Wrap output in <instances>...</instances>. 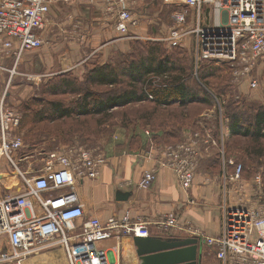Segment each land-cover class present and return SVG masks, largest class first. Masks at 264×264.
<instances>
[{"label":"built area","instance_id":"2783aa9c","mask_svg":"<svg viewBox=\"0 0 264 264\" xmlns=\"http://www.w3.org/2000/svg\"><path fill=\"white\" fill-rule=\"evenodd\" d=\"M57 1L60 0H0V49L6 57L15 58L9 81L19 73L17 65L23 51L43 45L42 31L49 22L51 6ZM67 1L90 4L97 0ZM143 1L178 7L172 15L175 27L170 30L169 42L179 46L187 34H197L196 59L226 60L237 79L251 76L258 60L264 58V0ZM101 2L123 36L138 25V17L127 0ZM189 20L195 27L185 29ZM250 83L253 88L259 84L252 77ZM21 123V111L6 103L4 93L0 97V161L7 158L15 167V157L24 146ZM103 156L83 146L51 151L44 171L33 178L23 175L26 189L15 194L4 193L0 179V264H22L25 258L54 247L65 250L69 264H120V254L116 256L112 249L101 248L99 241L113 236L121 239L152 234L147 222H134L128 214L106 221L86 217L75 186L85 178L99 176L106 162ZM198 156L193 143L169 146L163 154L185 189L194 182ZM237 170L240 174L242 166ZM157 177L156 170L146 171L139 187H150ZM178 220L171 213L160 223L165 229L180 228ZM205 241L216 246L217 256L224 264H264V204L226 205L221 234Z\"/></svg>","mask_w":264,"mask_h":264},{"label":"rangeland","instance_id":"374dc122","mask_svg":"<svg viewBox=\"0 0 264 264\" xmlns=\"http://www.w3.org/2000/svg\"><path fill=\"white\" fill-rule=\"evenodd\" d=\"M127 1L132 5L139 20L138 25L132 28L133 32L126 36L132 42V49L129 53L111 50L110 63L115 65L127 59L133 52L132 55H137L140 48L158 43L163 50L173 56L174 52L178 54L179 50H182L187 60H190L194 74V76L191 74L189 83L197 89L204 87L197 76L204 64L214 62L222 66L225 91L219 93L218 89L208 90L212 105L198 102L184 106L179 103L157 105L148 99L115 107L105 113L74 115L57 120L44 117L48 119L34 122V114L38 117L51 115L49 103L52 101L74 108L84 101L87 88L84 87L80 93H65L57 92L56 87L59 86L63 74L74 79L77 86H82L89 70L94 65L100 64L97 62L105 55L104 51H100L103 50L101 48L110 44L114 38V17L101 10V0L90 4L60 0L53 4L49 13L50 20L42 31L43 45L23 51L21 59L29 54L34 60L37 59V66L36 64L33 67L21 66L19 65L21 59L17 65L20 73L36 72V74L27 77L26 74L18 73L11 81L7 79V74V85L0 92V96L6 93V101L11 105L21 106L23 103H29L27 110L20 107L23 118L20 130L24 134V146L29 148L28 146L35 144L34 146L53 151L58 148L83 146L92 150L95 155L103 154L106 161L103 165H105L108 156L113 153L146 155L155 151L153 155L158 158L169 146L193 143L203 155L207 150L213 152L212 162L216 161L218 165L208 169L207 172L219 177L225 205L251 207L264 204V138L256 141L244 135L230 136L229 120L225 113L228 104L237 105L245 109V116L249 119V115L253 114V111L248 110L250 107H264V58L258 60L251 76L237 79L231 63L226 60L196 59L197 34H187L179 46H173L169 42L170 30L175 27L172 15L178 7L168 3L152 5L143 0ZM83 18L92 23L95 31L100 29L105 31L100 35L96 34L99 32H91L86 34L88 35L86 37L81 28H78ZM190 23L189 20L185 29L195 27ZM107 29L110 31H106ZM87 54L91 58L89 61H94H88V64L81 63L79 58ZM46 58L53 59L54 63L51 65L46 63ZM251 77L258 79L259 84L256 88L251 87ZM126 87V85H94L90 87V93L94 94L92 98L96 99L104 93L120 91ZM217 131L218 135H215ZM202 158H196L198 165L196 162L195 175L200 171ZM240 165L242 170L238 174L237 168ZM1 188L4 193L15 194L14 187L7 192L5 188ZM184 229L180 226L178 232L173 228L165 232L169 235L176 233V236L181 237ZM203 242L205 246V240ZM38 254L25 258L22 264L28 259L41 257L43 253Z\"/></svg>","mask_w":264,"mask_h":264},{"label":"crops","instance_id":"0c3cea01","mask_svg":"<svg viewBox=\"0 0 264 264\" xmlns=\"http://www.w3.org/2000/svg\"><path fill=\"white\" fill-rule=\"evenodd\" d=\"M157 4L159 3H153L152 5ZM101 6V10L104 11V3H101ZM82 21L78 28H81L85 35L91 32H99L96 34L100 35L102 31H105L102 29L95 31V27L88 19L83 18ZM106 31L110 30L107 29ZM113 32V41L101 48L103 50L100 51H104L105 55L97 63L109 62V57L112 56L111 50L119 53H129L131 51V40L120 34L116 28ZM23 58L21 62L19 61V65L33 67L36 64L37 66V59L34 60L29 54H26ZM90 59L88 54L79 58L81 63L86 64L94 61H89ZM14 62L15 58L13 56L6 57L0 49V92L7 85L6 76L8 74L7 79L9 80V69L14 66ZM45 62L51 65L54 60L46 58ZM20 74L30 76L36 74V72ZM6 103L9 104L8 101ZM214 134L217 135L216 132ZM28 147L23 146L22 150L17 153L18 157H15L16 167L7 158L0 161L1 187L5 188V192L11 190L12 187L15 189L14 193L24 191L26 187L23 183V175L26 178L40 175L45 169L49 153L53 151L34 145ZM155 153V151H151L146 155L133 153L110 154L107 164L101 167L99 176L79 181L75 186V191L84 206L86 217H99L101 220L106 221L112 216L122 218L128 214L134 222H147L152 232L151 235L167 237L176 236V233L169 235L165 231L170 228L165 229L160 222L168 214L174 213L179 219V224L185 228L182 230L183 236L181 237L195 235L203 240H206L207 237H218L222 231L226 203L221 194L222 187L219 177L207 172L208 169L218 165L216 161L212 162L213 152L207 150L204 155L201 151L199 152L198 157H205L201 159L200 171L196 172L194 182L189 189L182 187L176 173L167 165V159L163 157V154L155 158ZM153 169L157 171V180L150 187H139V182L145 172ZM68 190L63 191L67 192ZM178 229L173 227V230L177 232ZM98 246L112 249L116 256L120 254L117 258V262L120 264H140L130 236L121 239L113 236L99 241ZM41 253L45 256L35 257L33 261L28 259L25 264H33V262L34 264H40L45 261L47 264H69L66 252L62 247H54ZM203 264H224L217 256L216 246H211L207 242L203 247Z\"/></svg>","mask_w":264,"mask_h":264},{"label":"trees","instance_id":"16d2710c","mask_svg":"<svg viewBox=\"0 0 264 264\" xmlns=\"http://www.w3.org/2000/svg\"><path fill=\"white\" fill-rule=\"evenodd\" d=\"M132 54L129 56L130 58L127 57L115 65L110 63L111 61L94 65L87 73L82 86H77L74 79L63 74L56 91L80 93L85 87L88 92L84 94V101L80 102L76 108L52 101L49 103L52 110L51 115L38 117L37 114H34V122L48 118L57 120L74 115L105 113L115 107L148 99L157 105L179 103L184 106L194 102L212 105L210 100L212 98L208 90L218 89L219 93H223L226 89L222 78V66L216 65L214 62L204 64L197 73L204 87L198 89L192 87L189 83L191 74L194 76L192 65L182 50H179L178 54L174 52L173 56L163 50L160 44L154 43L140 48L137 55ZM212 79L214 80L212 81ZM94 85H126L127 87L120 91L104 93L99 97L96 96L95 99L92 98L94 94L90 93V87ZM16 107L19 110L20 107L27 110L29 103H23L21 106L19 104ZM248 110L253 111V114L249 115V119L245 116V109L228 104L225 113L229 120V135H244L259 141L264 138V107H250ZM216 134L218 135V131Z\"/></svg>","mask_w":264,"mask_h":264},{"label":"water","instance_id":"95a60500","mask_svg":"<svg viewBox=\"0 0 264 264\" xmlns=\"http://www.w3.org/2000/svg\"><path fill=\"white\" fill-rule=\"evenodd\" d=\"M133 243L140 264H203L204 242L198 236H140Z\"/></svg>","mask_w":264,"mask_h":264},{"label":"bare ground","instance_id":"6f19581e","mask_svg":"<svg viewBox=\"0 0 264 264\" xmlns=\"http://www.w3.org/2000/svg\"><path fill=\"white\" fill-rule=\"evenodd\" d=\"M42 256H45L44 254L42 255ZM30 260H32L33 261V259H30ZM35 260V259H34ZM41 261V260H40ZM46 262V261H45ZM31 263V262H30ZM33 264H34V262H33ZM47 264V263H46ZM49 264H51V263H49ZM65 264V263H64Z\"/></svg>","mask_w":264,"mask_h":264}]
</instances>
